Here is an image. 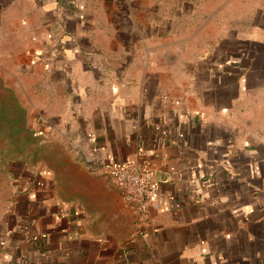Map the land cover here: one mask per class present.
<instances>
[{
  "label": "crops",
  "instance_id": "0c3cea01",
  "mask_svg": "<svg viewBox=\"0 0 264 264\" xmlns=\"http://www.w3.org/2000/svg\"><path fill=\"white\" fill-rule=\"evenodd\" d=\"M0 83L74 163L2 168L0 264H264V0H0Z\"/></svg>",
  "mask_w": 264,
  "mask_h": 264
},
{
  "label": "rangeland",
  "instance_id": "374dc122",
  "mask_svg": "<svg viewBox=\"0 0 264 264\" xmlns=\"http://www.w3.org/2000/svg\"><path fill=\"white\" fill-rule=\"evenodd\" d=\"M27 112L17 103L13 93L0 83V176L7 163L21 161L30 169L51 170L54 181L64 190L65 181L72 180L74 163L58 142H46L29 127ZM69 188V187H68ZM70 192H73L69 188Z\"/></svg>",
  "mask_w": 264,
  "mask_h": 264
},
{
  "label": "built area",
  "instance_id": "2783aa9c",
  "mask_svg": "<svg viewBox=\"0 0 264 264\" xmlns=\"http://www.w3.org/2000/svg\"><path fill=\"white\" fill-rule=\"evenodd\" d=\"M101 172L136 212L147 215L158 193V181L149 168L138 160H128L102 165Z\"/></svg>",
  "mask_w": 264,
  "mask_h": 264
}]
</instances>
